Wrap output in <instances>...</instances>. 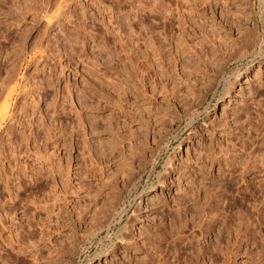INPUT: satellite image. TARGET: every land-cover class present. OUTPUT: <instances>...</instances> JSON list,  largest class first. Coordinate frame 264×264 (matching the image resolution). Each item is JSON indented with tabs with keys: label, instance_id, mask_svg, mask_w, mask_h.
<instances>
[{
	"label": "rangeland",
	"instance_id": "1",
	"mask_svg": "<svg viewBox=\"0 0 264 264\" xmlns=\"http://www.w3.org/2000/svg\"><path fill=\"white\" fill-rule=\"evenodd\" d=\"M181 212L264 264V0H0V264H177Z\"/></svg>",
	"mask_w": 264,
	"mask_h": 264
},
{
	"label": "bare ground",
	"instance_id": "2",
	"mask_svg": "<svg viewBox=\"0 0 264 264\" xmlns=\"http://www.w3.org/2000/svg\"><path fill=\"white\" fill-rule=\"evenodd\" d=\"M168 11H169V10H168ZM169 13H170V12H169ZM172 13H173V12H172ZM172 15H173V14H172ZM251 43H252V42H251ZM249 45H250V44H249ZM248 47H249V46H248ZM127 57H128V56H127ZM125 58H126V57H125ZM236 78H237L238 80L240 79L239 76H237ZM228 90H229V89H228ZM225 95L228 96V95H229V91L226 92ZM217 104H218V101L215 103V105H217ZM214 109H215V108H214ZM245 147H246V146H245ZM180 150H183V147H182L181 145L178 146V151H180ZM169 163H171V161H170ZM122 170H123V169H122ZM199 172H200V171H199ZM124 173H125V172H124ZM230 174H231V173H230ZM248 174H249V173H248ZM226 176H227V175H226ZM233 176H234V175H233ZM189 177H190V176H189ZM201 177H202V175H201ZM201 177H200V178H201ZM230 177H231V176H230ZM235 177H236V176H235ZM196 178H197V177H196ZM202 178H203V177H202ZM227 178H228V177H227ZM233 178H234V177H233ZM225 179H226V178H225ZM199 181H200V180H199ZM204 181H205V180H204ZM204 181H203V182H204ZM213 181H214V180H213ZM249 181H250V180H249ZM249 181H248L247 179H245V181H244V182H245V185H246L245 187H249V186H251ZM158 182H160V185H164V183H165V179H161V178H160V180H159ZM227 182H228V181H227ZM200 183H201V182H200ZM212 183H213V182H212ZM209 184H210V183H209ZM228 184H229V183H228ZM205 185H206V184L201 183V186H202V187L205 186ZM222 185H223V184H222ZM208 186H209V185H208ZM210 186H211V185H210ZM226 186H227V184H226ZM226 186H225V187H226ZM228 186H229V185H228ZM133 187H134V186H133ZM156 188H157L156 185H153V186L151 187V189H150V192H152V191L155 190ZM204 188H206V186H205ZM249 188H251V187H249ZM207 189H208V188H207ZM222 189H223V188H222ZM205 190H206V189H205ZM211 190H212V189H211ZM247 190H248V189H247ZM262 190H263V189H262ZM196 191H197V190H196ZM221 191H222V190H221ZM245 191H246V190H245ZM192 192H193V191H192ZM208 192H210V191H208ZM216 193H217V192H216ZM219 193H220V192H219ZM219 193L215 194V193H213V191H212V193H209V194L207 195V197H208L207 199H211V198L213 199V198H216V197H220V194H221V193H220V194H219ZM130 194H131V193H130ZM222 194H224V193H222ZM190 195H191V194H190ZM148 196H149V195H148ZM221 196H222V195H221ZM223 196H224V195H223ZM136 198H137V197H133V200H136ZM222 198H223V197H222ZM201 201H202V200H201ZM214 201H215V200H214ZM216 202H219V200L216 201ZM209 203H210V202H209ZM198 204H199V203H198ZM215 204L217 205V203H215ZM208 205H209V204H208ZM218 205H219V204H218ZM218 205H217V206H218ZM123 206H124V205H123ZM209 206H210V205H209ZM209 206H208V207H209ZM204 207H205V206H204ZM204 207H203V206L201 207V205H200V210H201L202 212H203V210H205ZM212 207H213V206H212ZM217 209H218V208H216V210H217ZM125 210L127 211L128 209H125ZM125 210H124L123 212H126ZM206 210H207V209H206ZM209 210H210V209H209ZM194 211H195V210H194ZM207 211H208V210H207ZM211 211H212V210H211ZM220 211H221V210H220ZM220 211H219V209L216 211L215 219H210V217H209V215H208V217H207V218H208L207 221L205 220V221H206V224H204L205 222L203 221V222H204V223H203V226L205 225L204 228H206V225H207V226H210L209 224H211V222L213 223L214 221H216V220H218V219H221L222 214L218 213V212H220ZM260 211H261V210H260ZM183 212H184V211H183ZM183 212L180 213V214L182 215L181 217H182V222H183V224L181 225V226H182V230L179 229V230H180V231H179V236H178L179 238L177 237V239H179V240H181V239L183 240V238H184V239H186V238L188 239V236H189V235H187L186 237H184V235H183L184 232H187L185 229L189 226V225H188L189 222L184 221V220H185V218H184L185 216H184ZM204 212H205V211H204ZM217 213H218V215H217ZM199 214H200V213H199ZM204 214H205V216H206L207 213H204ZM134 215H135V214H134ZM134 215H133V216H134ZM214 215H215V214H214ZM223 215H224V214H223ZM226 215H227V214H226ZM226 215H225V216H226ZM229 216H230V215H229ZM178 217H179V216H178ZM193 218H194V217H193ZM193 218H192V219H193ZM224 218H225V221H226V220H227V221L229 220L227 217H224ZM224 218H223V219H224ZM226 218H227V219H226ZM199 219H200V218H199ZM130 220H131L132 224L135 223V218L132 217V219L130 218ZM130 220H129V221H130ZM213 220H214V221H213ZM231 220H232V219H231ZM196 221H197V220H196ZM243 221H244V220H243ZM200 222H201V220H200ZM200 222H199V223H200ZM194 223H195V222H194ZM227 223H229V221H228ZM242 223H243V222H242ZM195 224H196V223H195ZM225 224H226V223H225ZM245 224H246V223H245ZM248 224H249V222H248ZM128 225H129V223H128ZM191 225H192V224H191ZM197 225H200V224H197ZM201 225H202V223H201ZM201 225H200L199 227H200V229H203V227H202ZM212 225H213V224H212ZM229 225H230V223H229ZM242 225H243V224H242ZM129 226H130V225H129ZM230 226H231V225H230ZM237 227H239V226H237ZM240 227H241V226H240ZM126 228H127V227H126ZM180 228H181V227H180ZM194 228H195V227H194ZM129 229H130V228H129ZM129 229H128V230H129ZM200 229H199V230H200ZM209 229H211V228H209ZM187 230H188V229H187ZM199 230H198L197 232H199ZM203 230H204V229H203ZM207 230H208V229H207ZM229 230H230V229H229ZM204 231H205V230H204ZM204 231H203V232H204ZM203 232L201 231V233H203ZM229 232H232V231H229ZM237 232L239 233V230H238ZM199 233H200V232H199ZM222 233H223V232H222ZM238 233H237L236 235H238ZM240 233H241V232H240ZM240 233H239V234H240ZM187 234H188V233H187ZM192 234H193V233H192ZM197 234H198V233H197ZM182 235H183V236H182ZM198 235H199V234H198ZM200 235H201V234H200ZM230 235H231V234H230ZM191 238H192V237H191ZM119 239H120L119 242H124V243L130 241V239H127L125 235H121V236L119 237ZM165 239H166V238H165ZM175 239H176V238H175ZM187 239H186V240H187ZM193 239H194V238H193ZM193 239H191V240L188 239V241H186L187 244H186V246L184 247V250H185V251L182 252V253H180V254L178 255L179 258H178V263H177V264H199V262L201 261L200 259H201L202 256H203V257H207V256L209 255V250H207V248L200 247V245H199V246L196 245L197 247L194 246L195 243H193L194 241L192 242ZM182 240H181V241H182ZM228 240H229V239H228ZM177 241H178V240H177ZM184 241H185V240H184ZM222 241H223V240H222ZM166 242H167V241H166ZM173 242L175 243L176 241H173ZM173 242H172V243H173ZM168 243H170V242H168ZM176 243H177V242H176ZM218 243H219V242H218ZM222 243H223V242H222ZM193 244H194V245H193ZM202 245H203V244H202ZM221 245H222V244H221ZM221 245H220V246H221ZM197 248H198V250H196ZM215 248H216V247H215ZM220 249H221V248H220ZM222 249H223V247H222ZM225 249H226V248H225ZM227 249H228V248H227ZM227 249H226V250H227ZM218 250H219V248H218ZM218 250H217V251H218ZM226 250H224V252H225ZM188 251L193 252V254H194V252H195V253H196V256H195V255L192 256L193 254L191 255V253H189ZM178 252H179V251H178ZM187 252H188L190 255L184 256ZM214 252H215V251H214ZM228 252H229V251H228ZM230 252H231V251H230ZM217 253H218V252H217ZM210 254H211V252H210ZM226 254H228V253L226 252ZM98 255H99V254H98ZM215 255H216L215 253H214L213 255L211 254V255L209 256V259H206V260L204 259L205 261H204L202 264H210L211 262H212V264H216L215 261H216L217 259H216ZM220 255H222V254L220 253ZM228 255H229V254H228ZM218 256H219V253H218ZM99 257H100V255H99ZM203 257H202V258H203ZM207 258H208V257H207ZM211 258H212V259H211ZM224 258H225V257H224ZM229 259H230V258H229ZM158 260H159L158 258H156V260H153V259H152V260H150L149 263H151V264H157ZM169 260H170V259H169ZM230 260H231V259H230ZM209 261H210V263H209ZM219 261H220V260H219ZM167 262H168V261H167ZM167 262H166V263H163V264H168ZM169 262H170V261H169ZM149 263H148V264H149ZM171 263H172V261H171ZM161 264H162V263H161ZM222 264H223V263H222Z\"/></svg>",
	"mask_w": 264,
	"mask_h": 264
}]
</instances>
